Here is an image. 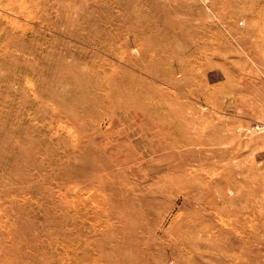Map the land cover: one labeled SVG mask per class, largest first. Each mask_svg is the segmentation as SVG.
<instances>
[{"label":"rangeland","instance_id":"rangeland-1","mask_svg":"<svg viewBox=\"0 0 264 264\" xmlns=\"http://www.w3.org/2000/svg\"><path fill=\"white\" fill-rule=\"evenodd\" d=\"M0 264H264V0H0Z\"/></svg>","mask_w":264,"mask_h":264}]
</instances>
